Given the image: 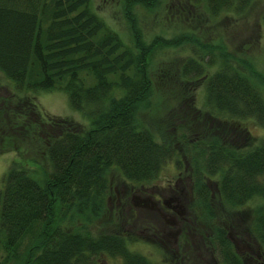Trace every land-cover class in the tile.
Masks as SVG:
<instances>
[{
    "label": "trees",
    "instance_id": "1",
    "mask_svg": "<svg viewBox=\"0 0 264 264\" xmlns=\"http://www.w3.org/2000/svg\"><path fill=\"white\" fill-rule=\"evenodd\" d=\"M147 2L125 0L127 16L130 4ZM250 2L179 0L165 15L185 22L201 7L215 19L222 12L245 13ZM152 52L137 34L132 46L123 43L90 0H0V73L13 84L0 93V154L11 151L18 158L0 181V264H97L101 253L123 264H151L129 250L121 232L94 235L64 224L102 213L109 170L145 184L171 160L179 168L184 157L189 210L196 218L222 220L205 237L220 264H246L229 237L231 228L256 245L248 254L264 257V139L215 116L251 117L264 125V74L247 60L245 72L209 48L179 65L181 99L160 114ZM198 82L209 110L193 101ZM52 90L65 92L90 125L42 111L35 94ZM143 111L160 114V125L141 121Z\"/></svg>",
    "mask_w": 264,
    "mask_h": 264
},
{
    "label": "rangeland",
    "instance_id": "2",
    "mask_svg": "<svg viewBox=\"0 0 264 264\" xmlns=\"http://www.w3.org/2000/svg\"><path fill=\"white\" fill-rule=\"evenodd\" d=\"M178 1L148 0L146 6L130 4L128 6L130 15L127 16L125 0H90L92 11L100 16L127 46H132L136 34L141 36L145 44L152 46L149 70L151 71L152 68L155 72L153 98L157 95L159 101L162 100L160 114H163L165 108L175 107L176 102L181 99L180 86L177 83L179 80L176 76L179 65L192 56H205L204 51L209 48H213L215 54L223 52L228 56V61L242 67L245 72H248L244 65L247 60L253 71L264 74V0H251L250 8L245 13L222 12L215 19H211L201 7L194 8L191 19L195 21L190 19L185 22L169 20V17L165 15L169 7ZM182 36L185 37L184 40H180ZM176 38L179 41L174 45L165 42ZM194 38L198 41L195 42ZM213 69L210 68L208 73ZM9 85L13 87V84L0 73V86H2L0 93H8ZM196 86L193 90V101L196 107L209 110L203 83L198 82ZM35 95L42 111L50 115L70 118L84 127L90 125V119L83 112L70 106L65 92L40 91ZM188 97L189 94L186 93V96L182 98ZM187 102H191V98ZM147 114L149 113L143 111L139 115L140 120L147 121L153 126L160 125V114L155 117ZM215 116L221 120L238 122L240 123L238 127L241 126L242 129L247 130L252 138L264 139V125L257 123L251 117L233 119L224 113ZM184 158L179 168L175 161H169L153 181L145 184H132L124 180L118 171L109 170L106 174L109 189L103 197L102 213L97 217L84 215L75 220L74 225L64 224V227H72V229L75 226L82 229L87 227L86 229L94 235L121 232L128 238L129 250L146 256L151 264H209V262L220 264L219 254L212 250V246H207L205 237L211 224H220L222 220L220 221L218 217L214 220L207 218V214L203 216L205 218H196L194 212L189 210L191 203L186 186L189 172L184 162H188V158ZM17 159L15 152L0 154V181L11 162ZM176 186L177 198L186 213L181 225L165 224L161 215L150 211L148 207H134L131 202L132 195H135L134 201H137L146 196L145 191L150 192V190H154L153 199L159 198L161 195L157 194V188L164 195L162 199H168L169 194L164 192L169 187L176 191ZM210 187L214 188V183H211ZM117 209L123 212L119 217L115 213ZM209 213L213 214L212 211ZM169 229L172 230L171 236H167V233L164 235L163 231ZM234 230L231 228L230 237L246 264H264L262 253L258 252L257 256L248 254L252 251V247H256L252 239L249 237L245 239L237 235ZM175 236H177L176 241ZM181 242L184 244L182 245ZM254 257H258L259 261ZM96 262L97 264H123L120 257L107 253L98 255Z\"/></svg>",
    "mask_w": 264,
    "mask_h": 264
},
{
    "label": "flooded vegetation",
    "instance_id": "3",
    "mask_svg": "<svg viewBox=\"0 0 264 264\" xmlns=\"http://www.w3.org/2000/svg\"><path fill=\"white\" fill-rule=\"evenodd\" d=\"M188 177V176H187ZM187 193H188V199L191 198V185H190V180L187 178ZM185 188H183L184 190ZM157 194L161 195L159 198L153 199L154 197V190L145 191L144 193L146 196L139 198V200L134 201L135 195L131 196V202L133 206H139V207H148V209L152 212H155L159 215L162 216L164 223L168 224L171 223L173 225L178 226L179 224L181 225V222H184L185 219V209H183V206L179 203V200L177 198V186H176V191L172 190L171 187L168 188L164 193L169 194L168 199H162L164 195L160 191L159 188L156 190ZM138 199V198H137ZM161 201H159V200ZM188 203V202H187ZM167 212V213H166ZM188 213V212H187ZM171 216H166L170 215ZM179 217V220H178ZM172 230H167V236H171ZM176 235V234H175ZM174 236V234H173ZM175 241L177 240V236H175Z\"/></svg>",
    "mask_w": 264,
    "mask_h": 264
}]
</instances>
